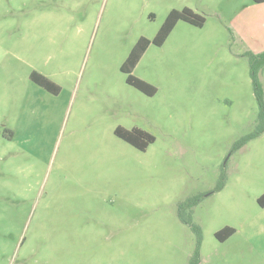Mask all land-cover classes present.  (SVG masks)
<instances>
[{
  "label": "rangeland",
  "instance_id": "374dc122",
  "mask_svg": "<svg viewBox=\"0 0 264 264\" xmlns=\"http://www.w3.org/2000/svg\"><path fill=\"white\" fill-rule=\"evenodd\" d=\"M184 7L206 21L148 46L147 95L122 65ZM262 53L253 0H0V264H264Z\"/></svg>",
  "mask_w": 264,
  "mask_h": 264
},
{
  "label": "trees",
  "instance_id": "16d2710c",
  "mask_svg": "<svg viewBox=\"0 0 264 264\" xmlns=\"http://www.w3.org/2000/svg\"><path fill=\"white\" fill-rule=\"evenodd\" d=\"M253 1L255 3H264V0ZM181 20L199 27H202L206 21L203 15L195 12L189 7H184L181 10L173 9L172 11H170L161 28L157 32L156 36L152 40L142 36L133 46L129 55L124 61L122 65V70L127 73L126 81L130 85L134 86L135 88L139 89L147 95H154L157 92V88L154 85L135 76L133 74V70L141 59V57L143 56L144 52L147 50L148 46L151 43H154L156 45H162L167 39V37L170 35L172 30L175 28L177 23ZM259 66H264V53L258 56L254 55L251 60V71L254 81L256 83V93L260 101V105L264 109V98L262 95V88L257 78V69L259 68ZM31 77L39 85H41L52 93H58L60 90L59 85H57L41 73L34 71ZM115 134L130 143L131 145H133L134 147L143 151L146 150L149 144L153 143L156 139L153 134L139 127H133L131 129H128L123 126H117L115 129ZM222 186L223 183L220 184L216 189L219 190L222 188ZM258 203L261 206H264V193L260 197H258ZM235 232L236 229L234 227L225 226L216 232V237L220 241H225Z\"/></svg>",
  "mask_w": 264,
  "mask_h": 264
},
{
  "label": "crops",
  "instance_id": "0c3cea01",
  "mask_svg": "<svg viewBox=\"0 0 264 264\" xmlns=\"http://www.w3.org/2000/svg\"><path fill=\"white\" fill-rule=\"evenodd\" d=\"M260 4V3H259ZM261 4H263V3H261Z\"/></svg>",
  "mask_w": 264,
  "mask_h": 264
}]
</instances>
